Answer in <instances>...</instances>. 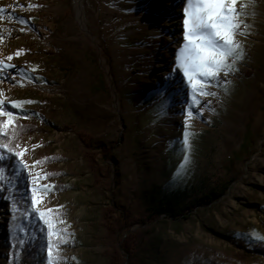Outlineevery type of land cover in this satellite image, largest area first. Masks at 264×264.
<instances>
[{
  "label": "rangeland",
  "instance_id": "obj_1",
  "mask_svg": "<svg viewBox=\"0 0 264 264\" xmlns=\"http://www.w3.org/2000/svg\"><path fill=\"white\" fill-rule=\"evenodd\" d=\"M181 2L82 0L81 22L75 0H0V264H48L43 186L54 264H264V0H237L244 56L211 96L174 67Z\"/></svg>",
  "mask_w": 264,
  "mask_h": 264
},
{
  "label": "snow or ice",
  "instance_id": "obj_2",
  "mask_svg": "<svg viewBox=\"0 0 264 264\" xmlns=\"http://www.w3.org/2000/svg\"><path fill=\"white\" fill-rule=\"evenodd\" d=\"M236 4L237 0H182L181 2L183 44L175 54L174 67L186 78L193 90V96L196 93L202 96L214 95L205 89L211 86L213 80L218 81L221 73L228 76L237 70L234 65L243 59V47L235 40V37L238 34L245 35L241 28L247 26L240 23V14L235 7ZM17 55L20 53L17 52ZM12 59V56L7 57L9 61ZM169 76H172L171 72ZM26 103H31V101ZM16 107L18 104L13 103L12 108ZM0 116H7L8 124H12L13 113L11 111H0ZM185 143H187V133H185ZM3 147L7 148L8 145L5 144ZM9 153L11 154V149ZM24 154V152H15L14 155L19 158L17 163L20 168L28 170L30 166L23 161ZM2 159L3 155H0V160ZM35 163L39 164V161ZM46 178V176L37 175L36 180H30V183L36 184L39 179ZM30 191L29 206L35 209L39 219L47 227V262L54 264L52 237L55 235L57 239H60L62 233L54 232L53 220L47 217V214L54 210L41 211L37 207L41 203V197L37 196V192H47L48 188L47 186L32 187ZM253 236L258 241L264 242V237L259 234L253 233Z\"/></svg>",
  "mask_w": 264,
  "mask_h": 264
},
{
  "label": "trees",
  "instance_id": "obj_3",
  "mask_svg": "<svg viewBox=\"0 0 264 264\" xmlns=\"http://www.w3.org/2000/svg\"><path fill=\"white\" fill-rule=\"evenodd\" d=\"M250 144L252 147L251 141L245 142L243 144V147L238 154L237 162L236 161H229V162L223 164L222 169H223V173H224V177H223L224 184H225L224 186L227 187L228 185H230V184H232L238 180L239 170L241 168V162H242L241 158H243L246 155V152H248V150L250 148ZM98 148L102 149V147H98ZM14 160H15V158L13 156H8L6 161H4V162L0 161V178H1L2 174L6 175V176L10 175V173L12 172V169L14 167ZM193 210H194V206L187 205V206L179 209L178 211L172 213L171 217L188 219L189 216L192 214ZM238 244H239V246H241L243 248V245L241 243H238Z\"/></svg>",
  "mask_w": 264,
  "mask_h": 264
},
{
  "label": "bare ground",
  "instance_id": "obj_4",
  "mask_svg": "<svg viewBox=\"0 0 264 264\" xmlns=\"http://www.w3.org/2000/svg\"><path fill=\"white\" fill-rule=\"evenodd\" d=\"M76 13L79 21L84 22V9L82 0H75ZM163 8V7H162Z\"/></svg>",
  "mask_w": 264,
  "mask_h": 264
}]
</instances>
